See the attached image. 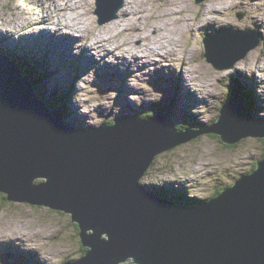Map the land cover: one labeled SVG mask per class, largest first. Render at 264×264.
<instances>
[{"label":"water","instance_id":"obj_1","mask_svg":"<svg viewBox=\"0 0 264 264\" xmlns=\"http://www.w3.org/2000/svg\"><path fill=\"white\" fill-rule=\"evenodd\" d=\"M97 5L101 22L123 7L102 18ZM259 38L253 29L208 35L205 55L216 68L232 67ZM142 114L66 122L0 53V193L71 216L88 250L66 264H132L129 256L138 264H264V155L252 172L198 203H178L142 183L158 155L202 134L216 133L227 145L264 139V97L222 90L216 122L185 131L166 115Z\"/></svg>","mask_w":264,"mask_h":264},{"label":"rangeland","instance_id":"obj_2","mask_svg":"<svg viewBox=\"0 0 264 264\" xmlns=\"http://www.w3.org/2000/svg\"><path fill=\"white\" fill-rule=\"evenodd\" d=\"M67 1H69V4H74L75 8L73 10L78 12L64 9L69 8L64 5ZM209 1L205 0L198 3L197 0H183V3L188 5L187 8H192L184 13L188 14V17L193 18L196 16L195 11ZM247 1L249 2L250 0ZM55 2L62 6L59 9L60 15L64 11L66 13L63 15H77L80 10L82 11H80L81 16L87 17L90 22H88L87 26L89 30L86 29L84 33H81L87 38H95L99 33L98 31H101V28L107 25L108 22H113L118 17L123 16L125 11L127 14V8L126 0H116L115 4L107 9V12L108 16H110L114 9L117 8V5L123 3V7L118 12V17L108 18L106 22H101V18L96 12L98 7L97 0H0V41L3 39V48L9 49L11 53H17L23 58H30L29 66L35 72V74H32L38 83L35 88L36 93L50 107L51 103L54 104L57 108H51L60 111L66 117V122L74 121L73 117H75L76 121L139 113L147 114L148 112L163 110L167 115V121L178 127L179 130L198 129L212 124L219 117L222 90H248L264 97V83L259 81L260 84L256 83L251 76L257 79V74L247 70V68L252 70L255 67L256 62L251 59L252 54L255 55L257 53H254V51L264 49V34L261 32L264 27L250 22L251 14L253 13L257 19L260 15L264 17V13L261 14V11L264 10L258 8L261 4L252 6L253 8L248 9L249 12L238 5L227 7L225 10L228 17H230L229 19L233 22H237L235 18L248 22V25L242 29L257 30L261 34L259 35V46L235 64L237 67L243 62V66H245V69L242 70L245 72L239 73L235 72L236 67L217 69L205 55V38L208 35L215 36L219 32L228 30V28L221 26H216L215 29L210 26H200L198 29L192 28L191 30L186 26L184 30H177L175 27L177 23L174 20L173 25L163 29V32L165 30L163 35L179 38L176 44L172 46L176 48L177 52L182 54L178 53L177 56V54L172 55L171 51H167L170 58L163 56L158 58L156 56L158 60L154 58L149 60L148 64L138 66L136 65L137 59H135V55L130 53L128 56L132 57L128 58L129 61L127 60L126 64L116 62L119 60L117 59L110 61L105 68L99 66V63L107 62L104 60L84 58L82 59L84 65H81L79 59L83 56L82 41H73L74 44L72 43L71 45L74 46L77 43L75 48L66 52H59L57 56L56 54L53 55V52L50 51L46 44H44V47L48 48V51L40 46L41 40L33 42L38 37L37 33L39 31L37 30L39 26L34 28V30H13V24L15 25L19 22L22 24L20 19L25 18L29 19L28 22L30 20L36 22L46 15H57L56 13L58 12L55 8L58 7ZM143 2V5L149 8V11L144 10L146 14L142 24L144 27H148L152 22L148 13L156 10L157 14L162 15L163 6L167 0H143ZM79 7L80 10L78 9ZM159 9L160 11H158ZM45 11H48V13ZM182 18L185 19V17ZM167 21L169 22L170 18ZM133 25L131 24V27ZM148 28L150 30L145 28L142 30L147 31L145 33H148L147 35L150 36L151 40H155L157 34L151 35L153 28H150V26ZM93 32L95 35H93ZM7 33L13 36L7 42H4ZM128 33L129 31L117 33L111 41L104 40V47L116 46L115 52L121 53V49L125 47ZM22 36L23 38H21ZM72 36L75 38V35ZM77 37L82 38L80 35H77ZM141 37L144 38L141 35L136 36L135 39L138 42L143 41L140 39ZM170 37L167 39L170 40ZM172 46L169 45V48H172ZM181 46L193 47L195 50L194 54L189 53L188 56H191L200 65L204 63L218 71H229L227 72L228 75L226 74L227 76L223 78L219 76L217 78L212 74L207 75L206 69L197 70L196 76L206 84L211 85L209 89L213 92L209 103L208 100L204 103H198L194 107V111L205 116L203 120L193 118L181 106L182 99L180 96L183 97L182 93H184L180 79L181 66L186 58L188 59L186 52ZM102 52H104L103 49L98 50V53ZM145 52L149 51H143L142 53ZM26 53H30L34 57L31 55L24 56ZM54 56L57 58L56 60ZM39 57L44 58V60H40ZM163 58L166 63L167 59H172V64H170L172 70L169 79H167V72L163 75V72L157 69L158 66L155 63V61L159 62ZM194 61H188V63L193 64ZM41 62L42 65L44 64L43 67L46 66L47 70L40 66ZM228 62L225 61V63ZM63 64L65 65L61 69H57L54 66ZM119 65L122 66L117 68ZM89 80L92 81L89 82ZM123 90L124 94H122ZM120 95H123V97L121 98ZM188 97L189 93L184 94L185 99ZM102 104H107V107L102 109ZM145 104L149 106L142 111L141 109ZM172 112L174 114L177 113L174 116L179 113L185 119L173 117L171 115ZM196 119L198 121H195ZM185 127H188V129ZM263 153L264 139L251 136L235 144L227 145L218 134L205 133L158 155L148 170V175L143 177L142 183L153 189L162 190L163 196H167L178 203L193 204L210 198L218 189L231 186L242 174L255 168ZM82 247L76 225L69 214L45 206H34L26 202H11L0 194V264H34L36 261L38 262L37 264H62L66 260L74 261L81 258L85 254L82 251ZM10 249L11 251H9Z\"/></svg>","mask_w":264,"mask_h":264},{"label":"bare ground","instance_id":"obj_3","mask_svg":"<svg viewBox=\"0 0 264 264\" xmlns=\"http://www.w3.org/2000/svg\"><path fill=\"white\" fill-rule=\"evenodd\" d=\"M246 1L245 0H210L208 3L204 4L200 9H197L195 11L196 16L192 18L190 16L188 17V14L184 13V12L190 11L192 8H187L188 5L184 4L183 0H167V2L164 3V6H163L164 10L162 12V15L157 14L156 10H154L151 13H148L150 15L149 19L152 20V22L149 25L150 28H153V32L151 35L157 34L155 37L156 39L155 40L152 39L153 41L151 40L150 36L147 35L148 33L147 34L145 33L147 31L142 30L144 28L149 29L148 28L149 26L144 27V25L142 24L143 20H145L144 15L146 14L144 12V10H146L147 12L149 11V8H146L143 5V3H144L143 0H133V1L132 0H126L125 3H126V8H127V14L125 13L126 12L125 11L123 13V16L118 17L116 20L113 19L114 20L113 22L110 21L112 23L108 22V24L105 25L104 27L102 26L103 27V28H101L102 30L98 31L99 33L95 36V38L92 36H91L92 38H87V37L83 36V34H81V33H84L86 31L87 26L90 22L87 20V17L81 16L82 11L80 10V7L78 9L81 12L79 11V13L77 15H74V14L63 15L64 13H66V11H64L60 15L59 9H61L62 6H61V4H58L56 2H55L57 4L56 6L58 7V8H55L56 11L58 12V13H56L57 15H53V16L46 15L45 17L39 19L36 22H33L32 20H30V22H28L29 19H25V18L20 19L22 24H20V22L15 24V25L13 24V30L14 31H17V30L18 31H21V30L27 31L30 29L34 30V28H37L39 26L38 27L39 29L37 30V31H39L37 33L38 37H36L35 40H33V42H37V41L41 40L40 46H42L47 51H48V48H50V51L53 52V55L56 54L57 56H58L59 52H62V51L66 52V51H69L70 49L75 48L77 43H75V45L73 46V45H71L73 43V41H82L83 43H82V45L81 44L80 45L83 49V56L79 59V62L81 63V65H84L82 62L83 61L82 59H84V58H87L89 60L107 61L106 63H103V62L99 63V66L101 68H105L110 61H115L117 59H119V60H117L116 62H121L122 64H126V61L127 60L129 61L128 58L132 57V56H128V55L130 53H133L135 55V59H137L136 65L141 66L144 64H148V61L153 60L154 58H156V56H158V58H159V56L170 58L169 54H167L170 51L172 52L171 53L172 55L177 54V56H178L179 52H177L176 48H174L172 45L176 44L177 39L179 40V38H175L172 36L167 37V35H163L165 32V30L163 32V29H167V27H169L170 25H173L174 20L177 23V25L175 26L177 30H184L186 26H188L189 30H191L192 28L198 29L200 26H210L212 29H215L216 26H221V27L228 28V30L235 29V31H236V29H239L240 32L242 33V30H244L242 28L244 26L248 25V22L245 20H242V19H237V18H235L237 20V22L236 23L233 22L232 20L229 19L230 17H228V15L226 14L227 11L225 12V10L227 7H231L233 5H238L241 8H244L245 10L248 11V9H250L252 6L258 5V4H261V6L258 8H261L262 10H264V0H250L249 2L248 1L246 2ZM101 2H102L103 14H104L102 16V18H106L105 16H108V12L105 9V0H101ZM115 2H116V0H109L107 2L109 4L108 7H111V5H113ZM61 3H62V1H61ZM62 5H63V3H62ZM64 5H67L69 7V8H64V9H66V10L69 9L72 12L74 11L73 10L75 8L74 4H69V1H67ZM53 11H55V10H53ZM158 11H160V9ZM45 12L48 13V11H45ZM74 12H78V11H74ZM214 13H217V14H214ZM263 13H264V11H261V14H263ZM38 14H39V12H38ZM182 17H185V19H183ZM169 18H170V21L168 22L167 19H169ZM30 19H31V17H30ZM141 19H142V21H141ZM250 22L254 23L255 25H261L264 27V17L262 15H260V17L258 16V19H257L254 16V13L251 14V21ZM131 24H134V25L131 27ZM258 29L261 30V28H259V27H258ZM87 30H89V29H87ZM127 31H129V33H128V35L126 34L127 37H126L125 47H123L121 49V51H120L121 53L115 52L116 46L104 47V44H103L104 40L111 41L112 38L117 33H124ZM261 32H263V34H264V30H261ZM72 35H75V38ZM77 35H80L82 38L77 37ZM93 35H95L94 32H93ZM141 35L144 36V38H142V37L140 38L143 41L138 42L135 39V37L136 36L138 37ZM229 35L231 37V40H233L234 44H235V41H236L235 39H236L237 35L234 34L233 30H232V32H229ZM12 36H13L12 34L7 33V35H5L4 42H7V40ZM169 37H170V40L167 39ZM21 38H23V36ZM25 38H27V37H25ZM180 41H181V39H180ZM44 44H46V46L48 48H45ZM181 44H183V43H181ZM3 45L4 44H3V39H2L0 42V46H3ZM169 45H171L172 48H169ZM99 46H100V48H98ZM131 46H132V48H131ZM242 46H243V48L245 47L244 41H243ZM101 49H103L104 52L98 53V50H101ZM182 49L186 52L187 56L189 55V53L194 54V52H195L193 47L188 48V46H183ZM143 51H149V52L142 53ZM254 53H256V54L255 55L252 54L251 59L255 60V62H256L255 67L252 68V70H249L247 68V70L249 72H255L257 74L258 80L256 78H254L253 76H251L256 83H259V82L264 83V49L263 50L261 49L258 51L255 50ZM29 55L33 56L30 53L24 54V56H29ZM39 59L43 60L44 58L42 59L39 57ZM54 59L56 60L57 58L54 56ZM171 60L167 59V63L165 62L164 58L160 59L159 62H156L154 60L158 66L157 69H159L161 72H163V75H165V73L167 72V74H166L168 76V77L166 76L167 79H169V76H170V73L172 70V67L170 65V64H172ZM247 60H249V59H247ZM188 61L189 62L194 61V59L191 56L190 57L188 56V59L186 58L185 62L182 61L183 65L181 66L182 73H181L180 79L182 81L184 93H182L183 97L180 96V98L182 99L181 106L183 109H185V111L190 113L193 118H198V119L203 120L205 118V116H203L199 112L194 111L195 110L194 107L198 103H201V102L204 103V102H207L208 100H209L208 101V103H209L211 94L213 92H212V90L209 89V88H211V85L206 84L203 80H201L200 78H198L196 76L197 70L202 69V68L206 69L207 75L212 74L214 77H217V78L219 76L221 78L227 76L228 75L227 72H229V71L228 70L227 71L226 70L225 71H218L216 69H213L212 66H210L208 64L203 63L200 65L199 63H197L195 61L193 64H189ZM49 63H50V61H49ZM253 63H254V61H253ZM253 63H252V65H253ZM51 65H53V64H51ZM64 65L65 64L57 65V66L54 65V66L57 69H61L62 67H64ZM198 65H200V66L197 67ZM243 65H244L243 62H241L239 65H237V67L232 66V67H228V68H235L236 67L235 72L242 73V72H245V71H242L243 69H245V66H243ZM40 66L44 69L42 62H41ZM120 66H122V65H119V67H117V68H120ZM129 66L131 67L130 63H129ZM228 68H224V69H228ZM138 69H140V68H138ZM219 69H223V68H219ZM22 70H23V68H22ZM44 70H47V69L45 68ZM90 81H92V80H89V82ZM186 93H189V97L187 99L184 98V94H186ZM122 94H124V90H123ZM120 96H121V98L123 97V95H120ZM131 105L134 106L133 104H131ZM135 106H137V105H135ZM143 106L144 107H142V109H141L142 111H144L146 109V107L149 105L145 104ZM105 107H107V104H102L101 108L104 109ZM178 107H179V103H178ZM176 114L177 113L174 114V112H172L171 115H173V117H175V118L179 117V118L185 119L179 113H178L179 116L178 115L174 116ZM73 119L75 121V117H73ZM202 120H199V121H202ZM195 121H198V120L196 119ZM250 172L251 171H248L244 174H248ZM164 197H167V196H164Z\"/></svg>","mask_w":264,"mask_h":264},{"label":"trees","instance_id":"obj_4","mask_svg":"<svg viewBox=\"0 0 264 264\" xmlns=\"http://www.w3.org/2000/svg\"><path fill=\"white\" fill-rule=\"evenodd\" d=\"M1 42V41H0ZM0 53H6L9 57H11L12 59H15L18 63H19V65H20V67L21 68H23L24 69V71H23V73L25 74V75H28L31 79H32V83H33V85H34V87L36 88L37 86H38V83H37V81H36V79H35V77H34V75L32 74V73H34L35 74V72L32 70V68L29 66V63H30V58H27V57H25V58H23V57H21V56H19L17 53H11V50H9V49H6V48H3V46H0ZM44 60V59H43ZM44 65V64H43ZM46 67V66H45ZM44 67V68H45ZM65 95V94H64ZM242 98L244 99V101L248 104V102H251V98H252V95L251 94H243L242 95ZM223 104H224V102H223ZM51 107L52 108H57L54 104H52L51 103ZM158 113H160V114H165V112H163V110H159V111H152V112H148L147 114H142V116L145 118V117H148V116H150V115H153V114H158ZM115 122V120L113 121H107V122H104V123H106V124H113ZM178 128V127H177ZM185 128H187V127H185ZM263 155H264V153H263ZM262 155V156H263ZM255 167H256V165H255ZM253 170V169H252ZM252 170H251V172H252ZM148 175V172L146 173V175L145 176H147ZM222 189L223 188H221V189H218L217 190V192L216 193H214L210 198H213V197H215L216 195H218L221 191H222ZM154 190H156V192L157 193H159V194H161V195H163V191L162 190H157V189H154ZM0 194H2V195H4V197L6 198V195L5 194H3V193H0ZM209 199V198H208ZM205 200H207V199H205ZM203 200H201V201H198V202H202ZM197 202V203H198ZM60 212V211H59ZM75 225H76V229H77V231H78V235H79V237H80V227H79V225L78 224H76L75 223ZM80 240H81V238H80ZM82 243V242H81ZM82 246H83V244H82ZM88 250V247H85V246H83L82 247V251H83V253H86V251ZM9 251H11V249L9 250ZM7 255V254H6ZM29 260V259H28ZM69 262V260H66V261H64L62 264H66V263H68ZM38 262L36 261L34 264H37Z\"/></svg>","mask_w":264,"mask_h":264},{"label":"clouds","instance_id":"obj_5","mask_svg":"<svg viewBox=\"0 0 264 264\" xmlns=\"http://www.w3.org/2000/svg\"><path fill=\"white\" fill-rule=\"evenodd\" d=\"M7 55V54H6ZM8 56V55H7ZM9 57V56H8ZM11 60H13V61H15L18 65H19V63L15 60V59H12L11 57H9ZM23 71H24V69H23ZM164 115H166V114H164ZM167 116V115H166ZM64 119L66 120V117L64 116ZM169 122V121H168ZM87 123L88 124H90V122L89 121H87ZM173 125V124H172ZM186 129H188V127L186 128ZM183 130H185V129H183ZM128 260L129 261H131L132 262V264H138V262H137V260L134 258V257H132V256H129L128 257ZM117 264H121V261L119 260V261H117Z\"/></svg>","mask_w":264,"mask_h":264}]
</instances>
